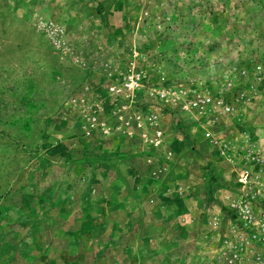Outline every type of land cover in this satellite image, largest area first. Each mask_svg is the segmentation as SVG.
I'll use <instances>...</instances> for the list:
<instances>
[{
	"label": "rangeland",
	"instance_id": "obj_1",
	"mask_svg": "<svg viewBox=\"0 0 264 264\" xmlns=\"http://www.w3.org/2000/svg\"><path fill=\"white\" fill-rule=\"evenodd\" d=\"M0 264H264V0H0Z\"/></svg>",
	"mask_w": 264,
	"mask_h": 264
},
{
	"label": "trees",
	"instance_id": "obj_2",
	"mask_svg": "<svg viewBox=\"0 0 264 264\" xmlns=\"http://www.w3.org/2000/svg\"><path fill=\"white\" fill-rule=\"evenodd\" d=\"M44 147L49 156H52V157L56 155L66 156V151L62 144H56L54 146L49 145V144H44Z\"/></svg>",
	"mask_w": 264,
	"mask_h": 264
},
{
	"label": "built area",
	"instance_id": "obj_3",
	"mask_svg": "<svg viewBox=\"0 0 264 264\" xmlns=\"http://www.w3.org/2000/svg\"><path fill=\"white\" fill-rule=\"evenodd\" d=\"M133 84H134V82H130V83H127V86L131 87ZM204 101L209 102L210 99H209V98H206ZM193 104H194V105H197V102L195 101ZM228 110H229V109H228ZM244 178H246V176H244Z\"/></svg>",
	"mask_w": 264,
	"mask_h": 264
}]
</instances>
